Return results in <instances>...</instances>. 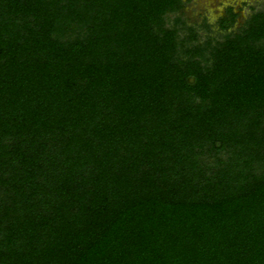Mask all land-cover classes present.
<instances>
[{
	"label": "trees",
	"instance_id": "obj_1",
	"mask_svg": "<svg viewBox=\"0 0 264 264\" xmlns=\"http://www.w3.org/2000/svg\"><path fill=\"white\" fill-rule=\"evenodd\" d=\"M185 6L0 0V264H264V8Z\"/></svg>",
	"mask_w": 264,
	"mask_h": 264
},
{
	"label": "rangeland",
	"instance_id": "obj_2",
	"mask_svg": "<svg viewBox=\"0 0 264 264\" xmlns=\"http://www.w3.org/2000/svg\"><path fill=\"white\" fill-rule=\"evenodd\" d=\"M184 20L198 29L202 40L219 36L218 20L229 6L240 13L236 29L253 13L264 8V0H184Z\"/></svg>",
	"mask_w": 264,
	"mask_h": 264
}]
</instances>
